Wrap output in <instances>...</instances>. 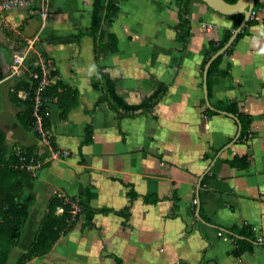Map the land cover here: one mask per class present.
Masks as SVG:
<instances>
[{
  "label": "crops",
  "instance_id": "0c3cea01",
  "mask_svg": "<svg viewBox=\"0 0 264 264\" xmlns=\"http://www.w3.org/2000/svg\"><path fill=\"white\" fill-rule=\"evenodd\" d=\"M94 1L46 0L45 23L40 3L0 12V68L36 38L56 81L77 95L65 118L52 99L53 145L70 151L54 159L52 147L21 120L26 106L12 101L18 80L0 83V128L8 146L33 147L45 160L25 186L34 202L12 254L27 253L53 196L65 202L85 192L90 212L48 253L25 264H264V55L253 40L264 25V0H256L258 19L224 56L209 96L215 108L218 101H236L251 117L253 134L245 141L234 118L206 112L204 91L206 54L233 33L235 18L188 0L184 31L176 0H118L108 28L118 49L98 57L90 31ZM100 68L130 105L159 87L162 96L149 111L117 109L93 86ZM236 157L248 164L231 165ZM244 224L256 228L259 241L237 255L232 228Z\"/></svg>",
  "mask_w": 264,
  "mask_h": 264
},
{
  "label": "trees",
  "instance_id": "16d2710c",
  "mask_svg": "<svg viewBox=\"0 0 264 264\" xmlns=\"http://www.w3.org/2000/svg\"><path fill=\"white\" fill-rule=\"evenodd\" d=\"M229 2H236L237 0H228ZM177 6L180 11V24L179 27L187 31L190 18H189V3L188 0H176ZM119 10L118 0H95L93 7L92 25L90 31L96 35L98 43L96 46L97 56L115 52L118 49L117 37L113 32H109L108 28L113 22ZM256 11V9L254 10ZM235 18L233 29H235L243 14L229 15ZM254 20H249L244 26L243 30L239 33V39L246 28L253 23ZM232 34L228 31L224 38L219 43H212V47L206 54L204 65L207 63L210 56L224 46ZM233 45L221 56H219L210 66L208 72V89L209 96L211 97V88L213 84V77L218 72V68L224 58L229 55L233 49ZM93 86L103 91L101 101H108L112 106L117 109L137 110L143 111L151 110L156 102L162 96V88L159 87L156 91L146 97L141 103L130 105L123 101L122 97L117 93V83L110 78L100 68L98 77L93 81ZM21 84L17 83L15 90L11 93L12 101L16 104H24L25 111L20 114L21 120L24 121L25 126L32 128L34 131V105L31 99L22 100L19 98L17 90ZM46 95L51 99L55 98L62 109L61 116L65 118L67 114L74 108L77 100L76 91L61 81H56L46 89ZM217 109L224 110L238 116L242 129L239 140L252 136L250 129L251 117L241 112L238 108L236 101H218L215 103ZM209 115L218 114L217 111L206 108ZM46 125L49 127V118L46 119ZM90 134V133H89ZM53 142V141H52ZM54 144V143H53ZM54 146V145H53ZM23 154L32 155L34 153L33 147H22ZM22 161L16 150L10 148L7 143L6 133L0 128V264H9L10 258L14 248L18 245L22 230L25 226L26 220L29 216L30 206L34 202V197L25 195V186L27 182L34 178V173L22 167ZM233 166L245 167L248 162L246 157H236L230 161ZM81 213L90 212L88 205V195L85 192L79 194ZM155 201V200H153ZM58 206L64 208V212L60 215L56 213ZM71 205L65 203L60 197L53 196L47 207V211L42 218L40 227L36 233L34 241L31 243L26 254L22 255L16 264H25L28 260L36 256H41L48 253L54 243L60 238L62 234L71 229L76 220H72L70 213ZM233 232L241 237L232 236L236 245L235 253L242 254L247 249H250L258 238L255 236L251 226L244 224L242 227H233Z\"/></svg>",
  "mask_w": 264,
  "mask_h": 264
},
{
  "label": "built area",
  "instance_id": "2783aa9c",
  "mask_svg": "<svg viewBox=\"0 0 264 264\" xmlns=\"http://www.w3.org/2000/svg\"><path fill=\"white\" fill-rule=\"evenodd\" d=\"M37 3H40V15L45 23L48 19L46 0H0V12L13 9H30ZM257 19V12L254 11L250 20L255 21ZM206 26L212 27L211 24ZM9 79H16L21 84V87L17 90L20 99H31L33 101L34 129L39 137L48 146L52 147L49 156L54 159L69 157V150L53 146V134L50 127L46 125V119L51 116L52 112V99L46 95V89L56 82V76L50 59L37 47L36 38L27 39V44L14 53L7 66L0 68V83ZM16 152L23 163L22 167L32 173H35L44 164V158L36 151L32 155L23 154L21 149L16 150ZM71 206L72 220H76L77 216L81 214L79 195L76 196V201L75 203L72 202ZM58 209L63 211L62 207H58ZM253 231H256L255 227H253ZM219 235L226 237L222 231L219 232ZM260 240H262V237H260Z\"/></svg>",
  "mask_w": 264,
  "mask_h": 264
},
{
  "label": "water",
  "instance_id": "95a60500",
  "mask_svg": "<svg viewBox=\"0 0 264 264\" xmlns=\"http://www.w3.org/2000/svg\"><path fill=\"white\" fill-rule=\"evenodd\" d=\"M204 1L209 7L214 9L215 11H218L219 13L226 14V15H236V14H243V17L241 19V22L236 27V29L233 31L232 35L228 39V41L224 44L222 48H220L218 51H216L208 60L207 64L205 65V71H204V91L206 96L207 105L211 110L218 111L221 114L228 115L232 118H234L238 123V134L237 137L241 133L242 124L239 120V118L227 111L216 109L212 103L209 100L208 95V84H207V78H208V72L210 69V66L212 63L222 54H224L234 43L236 38L238 37L239 33L243 30L244 26L248 23L250 20V17L252 13L255 10L256 6V0H237L236 2H229L228 0H202ZM200 211V204L198 205V217ZM234 234V233H232ZM235 235V234H234ZM239 237V235H235Z\"/></svg>",
  "mask_w": 264,
  "mask_h": 264
},
{
  "label": "clouds",
  "instance_id": "9594fccd",
  "mask_svg": "<svg viewBox=\"0 0 264 264\" xmlns=\"http://www.w3.org/2000/svg\"><path fill=\"white\" fill-rule=\"evenodd\" d=\"M255 31L258 33L257 37H253L255 41V46L258 49L259 55H264V43L261 42V38H264V25L259 26ZM95 68V65L92 66Z\"/></svg>",
  "mask_w": 264,
  "mask_h": 264
},
{
  "label": "rangeland",
  "instance_id": "374dc122",
  "mask_svg": "<svg viewBox=\"0 0 264 264\" xmlns=\"http://www.w3.org/2000/svg\"><path fill=\"white\" fill-rule=\"evenodd\" d=\"M26 44H27V40L25 41L24 46H25ZM76 196H77V194L72 195V196H68V199H67L65 202H67V203L70 204V205H71L72 202L75 203V201H76ZM71 209H72V206H71ZM18 258H19V254H17V252H14V253L12 254L11 258H10V262H9V264H16V261H17Z\"/></svg>",
  "mask_w": 264,
  "mask_h": 264
}]
</instances>
